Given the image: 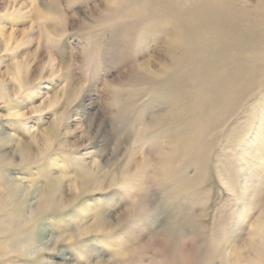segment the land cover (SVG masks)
<instances>
[{"label":"rangeland","instance_id":"obj_1","mask_svg":"<svg viewBox=\"0 0 264 264\" xmlns=\"http://www.w3.org/2000/svg\"><path fill=\"white\" fill-rule=\"evenodd\" d=\"M114 1L0 0V177L20 212L0 226L15 236L39 220L46 177L70 202L40 221L30 247H6L4 262L264 264L252 234L264 221V78L196 97L193 68L223 53L201 48L196 63L174 67L166 52L200 23L221 39L209 45L249 53L233 77L264 72V0H232L243 10L234 21L213 4ZM233 32L243 39L232 46ZM160 115L167 121L152 122ZM19 147L33 152L27 160ZM83 170L101 188L83 189Z\"/></svg>","mask_w":264,"mask_h":264},{"label":"bare ground","instance_id":"obj_2","mask_svg":"<svg viewBox=\"0 0 264 264\" xmlns=\"http://www.w3.org/2000/svg\"><path fill=\"white\" fill-rule=\"evenodd\" d=\"M115 1H117V0H115ZM185 1L189 3L188 6L190 8H193L194 10L199 11V12L200 11L204 12V8L207 5L213 4V5L217 6L220 11L223 9L226 12H232L234 15H236V18H234L233 21L243 19V10L241 9L242 8L241 3H239V5H238V4H235V2L233 3L232 0H185ZM178 2H179V0H173V3L177 7H179ZM115 10H117V9H115ZM178 11H180V10H178ZM225 11L224 12L222 11V12L225 13ZM260 21H262V20H260ZM230 22H232V21H230ZM230 22H226L225 24L228 26V25H230ZM191 24H193V23H191ZM196 24H193L191 31H187L186 29L183 28V32L178 31L179 33H177V34L179 36L178 35H172L170 37L169 41L167 42V46H166V52L173 59L172 60L170 58L174 62V67H175V65L179 66V64L181 62H184V60L188 61V60H192L193 58L195 59V63H196V58H198V56H199L198 53L201 51L200 50L201 48H203V50L212 49L213 52L218 51L220 53L221 52L223 53L222 54L223 56L219 57L218 61H216L217 60V59H215L216 57L213 56L215 58L211 59V61L206 66H204V64H202V60H201L199 62L200 64H197V66L195 68H193V70H192L193 74L192 75L195 76L196 78H199L195 81L193 80L192 83L190 84V85H193V88L195 86L199 90V93L196 94V97L199 96L200 92L204 91V94H205L206 93L205 91H207L206 88L216 89L215 91H217L216 94L218 96L226 95V94L236 95L238 93V90H233L232 89L233 87L242 88V87L246 86L247 88H251L252 86H255L259 81H261L264 78V76H263L264 72L258 73V72H256L257 70L252 68V66L250 67V69H248L249 67L246 68V71H247V73H250V76H245L242 79L241 78L237 79V78L233 77L231 74L233 72L238 71L241 68V66L243 64L242 59H247L249 53L248 52H246V53H243V52L232 53V51L230 52L229 48L226 47V46H229L228 44L222 43L220 45L221 49L218 47H217L218 48L217 49L214 43L209 45L208 40H210L211 42H217V41L220 42V40H221L220 37H213V39H211V37L206 35L204 33V30L201 29V27H199L200 23H198L197 25ZM184 32H187L188 34L185 35ZM223 36L224 35H222V37ZM228 37H232V39H233V41L231 42L232 46L237 45L238 42L241 39H243V37H241V33H238V32H233ZM223 38H225V37H223ZM225 39H227V38H225ZM210 47H212V48H210ZM248 51L250 52L251 49H249ZM227 54H230L232 57H228ZM226 58L228 59V61H226L227 60ZM250 61L252 63H254L257 60L255 61L253 59ZM173 62H172V64H173ZM217 62L220 63L219 66H218ZM205 63H207V62H205ZM230 64H232V65H230ZM170 66H169V68H172V66L171 67ZM18 73L20 74V77H21L22 73L21 72H18ZM19 79L22 80V78H19ZM201 81L203 83H205V86H201V84H202ZM220 83H222V85L224 87H222L221 89L215 88V87L221 86ZM198 84H199V86H197ZM0 87H2V86H0ZM1 90H3V89H1ZM1 90H0V98H2V95H3ZM196 93H197V91H196ZM184 97H186V96H184ZM166 118H168V116H164V115L161 116L160 115V116H157L152 122L155 121V122H157V124H162L163 122L167 121ZM26 147H19L20 149H19L18 154L20 155V158L22 161L27 160L30 157V154L33 153V152L29 153V151ZM169 163L170 162L168 161V159L166 157H164V156L159 157V160H158L159 167L163 168V167L169 166ZM81 170H82V168H81ZM83 171H85V172H81L82 174H79V177L82 179L81 180V185H82L81 187L83 189L88 188V186H90V188L92 190L101 188L100 187V180H98L96 176L91 177L90 172H88L86 170H83ZM2 178L4 179V177H2V176L0 177V215L3 218H5V221L8 222V224L15 225L16 221L20 219V216H19L20 212H19L18 204H17V194L15 193V191L13 189L8 188L7 186H5L1 182ZM45 179L46 180H44V181L46 183L44 186V190L39 193V202L37 205V215H38L37 217H39V220H37L36 223L30 229L27 228L24 230H19L15 236H9V235L6 236L5 233L8 231V229H5L2 226H0V264H17V263L11 262V261L8 263L4 262V260H3L4 256L3 255L6 252L5 251L6 247H16V248L22 247V246H24L25 248L30 247L35 241L36 236H34V235L36 233L37 225L40 224V221H43L44 217H46V215L48 213H50L52 211L61 212V211H64L65 208L70 206V204H69L70 202L64 204L61 201L57 200L56 195H57V192H59V183L60 182L59 181L52 182L51 178H48V177H46ZM80 195H81V193H80ZM9 205H10V207L12 206L11 209L7 208V206L9 207ZM95 226L98 229L105 228L106 223L104 221V218L98 217L96 219ZM84 230L85 229H82L81 231H84ZM252 234L254 236H257L260 239L261 244L264 246V221L257 222V224L255 225V227L252 230ZM3 236H5V237H3ZM18 264H25V263L23 262V263H18ZM26 264H43V263L39 259H36L34 261L27 262Z\"/></svg>","mask_w":264,"mask_h":264}]
</instances>
